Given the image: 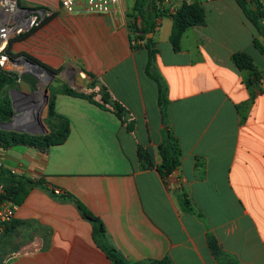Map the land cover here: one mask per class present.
Here are the masks:
<instances>
[{"label": "crops", "instance_id": "1", "mask_svg": "<svg viewBox=\"0 0 264 264\" xmlns=\"http://www.w3.org/2000/svg\"><path fill=\"white\" fill-rule=\"evenodd\" d=\"M186 1L153 0L167 10L148 34L167 86L163 121L147 49L131 47L137 0H119L106 14L19 0L52 15L16 42L59 70L48 94L70 128L46 149L0 145V170L42 181L15 203L0 233V264H112L74 200L102 221L107 243L130 264H264V55L253 43L264 38L236 0H208L200 3L204 23L188 27L174 50L171 14ZM237 52L253 70L234 64ZM102 91L122 106L121 117L111 103L99 105ZM167 130L180 163L162 178L141 166L137 149L156 150Z\"/></svg>", "mask_w": 264, "mask_h": 264}, {"label": "trees", "instance_id": "2", "mask_svg": "<svg viewBox=\"0 0 264 264\" xmlns=\"http://www.w3.org/2000/svg\"><path fill=\"white\" fill-rule=\"evenodd\" d=\"M243 9L247 18L256 27L258 33L264 38V25L262 24V12L260 7L252 0H236ZM167 13L166 9H161L153 3V0H137L134 12L130 15L128 23L131 32V39H139L142 42L132 44V49L146 47L147 49V63L146 72L155 81L158 87V103L161 108L163 121H167L168 100H167V86L163 78L156 72L154 67V59L157 50L153 47V40L148 37V34L154 33L160 18ZM173 18V27L170 35V41L174 50L179 49V42L183 32L190 26L203 24L205 21V14L202 5L197 0L184 2L180 8L171 14ZM52 15L45 17L41 24L33 27L29 31L12 39L8 44V51H10L11 44L20 41L32 34L36 29L46 23ZM255 47L264 55V42L253 40ZM25 58L35 61L39 65L50 69L53 72L58 69H51L42 64L34 57L22 53ZM14 56V55H13ZM233 62L238 68H245L253 70L252 60L246 53L237 52L233 55ZM256 74H254L255 76ZM17 84L15 74L0 73V90L6 85ZM64 94L71 96H84V94L64 86L60 89ZM91 98L90 96H88ZM101 103H111L115 114L119 117L123 114L122 106L116 101H110L108 92L102 91ZM12 107L8 97L0 96V122L9 121L12 117ZM46 123L49 126V132L44 135H31L27 133H16L0 129V145L9 147L16 144H25L46 149L53 145L62 144L68 137L70 123L69 120L58 114L55 110L54 95L50 96L47 103ZM130 127V126H129ZM137 154L143 168L156 167L162 178L168 177L179 165L180 149L178 143L170 132L165 131L162 140L158 144L156 150L152 147L139 146ZM159 156V161H155V156ZM0 184L4 187V196L11 199L14 203H19L28 189L33 185H40L42 181H32L26 178L12 175L6 170H0ZM76 207L81 215L89 220L92 224V233L95 241L107 254L112 264H130L113 246L106 241V231L102 221L93 215L83 204L74 200ZM212 246V244H211ZM213 247V246H212ZM214 248V247H213ZM149 264H174L169 257H163L159 260H152Z\"/></svg>", "mask_w": 264, "mask_h": 264}, {"label": "built area", "instance_id": "3", "mask_svg": "<svg viewBox=\"0 0 264 264\" xmlns=\"http://www.w3.org/2000/svg\"><path fill=\"white\" fill-rule=\"evenodd\" d=\"M199 3L208 0H197ZM262 12L264 25V0H253ZM59 6L68 13L106 14L116 7L119 0H57ZM51 13L45 9L21 6L19 0H0V73L10 74L27 71L23 59H17L8 51L9 42L17 36L41 24ZM131 39V45L141 43ZM1 166V163H0ZM58 193V190H56ZM16 204L4 196V187L0 184V233L15 216Z\"/></svg>", "mask_w": 264, "mask_h": 264}, {"label": "water", "instance_id": "4", "mask_svg": "<svg viewBox=\"0 0 264 264\" xmlns=\"http://www.w3.org/2000/svg\"><path fill=\"white\" fill-rule=\"evenodd\" d=\"M23 60L33 72H18V86L10 89L13 109L12 117L9 121L0 122V129L7 131L15 130L31 135H44L47 134L48 131L42 124L39 105L48 102L49 94L47 89H44V92L39 90L41 86L40 81L45 75L53 77L55 74L53 71L39 65L33 60L28 58H24ZM37 96H40L41 100L38 101ZM29 116H31V118Z\"/></svg>", "mask_w": 264, "mask_h": 264}, {"label": "rangeland", "instance_id": "5", "mask_svg": "<svg viewBox=\"0 0 264 264\" xmlns=\"http://www.w3.org/2000/svg\"><path fill=\"white\" fill-rule=\"evenodd\" d=\"M11 54L14 55L15 58L17 59H24L25 57L22 55V53H26L24 50L20 49V43L19 42H13L11 44V48H10V51ZM25 69L29 72H33V70L29 67H25ZM55 75H53V77H49V76H43L41 78V86L39 87V90L41 92H44V89H47V91H49V86H50V83L53 81L54 77H56V75H59V71L57 72H53ZM10 74H14V72H11ZM16 84H12V85H6L4 88H2L0 90V96H3V97H8L10 99V103H11V107H12V101H11V98H10V89L15 87ZM37 100H41V97L40 96H37ZM48 103V102H47ZM47 103L46 104H43L41 103L39 105V113H40V118H41V121H42V124L44 125V127L47 129V131L49 132V126L47 125L46 123V114H47ZM13 111V109H12ZM31 118V116H29ZM27 118V117H26ZM28 121H29V118H28ZM7 131V130H5ZM10 132H16V133H22V132H17L15 130H8ZM24 133V132H23Z\"/></svg>", "mask_w": 264, "mask_h": 264}, {"label": "flooded vegetation", "instance_id": "6", "mask_svg": "<svg viewBox=\"0 0 264 264\" xmlns=\"http://www.w3.org/2000/svg\"><path fill=\"white\" fill-rule=\"evenodd\" d=\"M15 86H18V84H16Z\"/></svg>", "mask_w": 264, "mask_h": 264}]
</instances>
